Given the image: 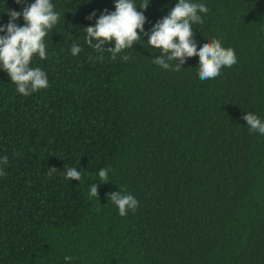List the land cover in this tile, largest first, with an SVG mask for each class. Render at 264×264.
<instances>
[{"label": "trees", "instance_id": "obj_1", "mask_svg": "<svg viewBox=\"0 0 264 264\" xmlns=\"http://www.w3.org/2000/svg\"><path fill=\"white\" fill-rule=\"evenodd\" d=\"M33 2L0 0V25ZM51 2L47 58L30 64L49 87L25 97L0 69V264H264V134L243 119L264 122V0H191L208 8L197 50L218 39L237 58L204 81L196 56L179 71L154 63L146 35L97 59L85 28L115 0ZM133 2H149V33L177 0ZM118 190L139 201L124 217L108 199Z\"/></svg>", "mask_w": 264, "mask_h": 264}, {"label": "clouds", "instance_id": "obj_2", "mask_svg": "<svg viewBox=\"0 0 264 264\" xmlns=\"http://www.w3.org/2000/svg\"><path fill=\"white\" fill-rule=\"evenodd\" d=\"M15 2L20 4L23 0ZM148 4L149 2L142 3L139 7L141 10H138L133 0H115L114 11L105 9L96 19L94 26L85 28L84 42L100 53L97 59H103V54L107 52L111 54V59L115 60L117 54L132 48L141 40L142 35H146L147 43L159 49L161 53L154 63L166 70L171 67L172 70L179 71L188 58L196 56L199 60L198 76L202 81L218 77L222 67H231L237 62L234 50L223 47L218 39L203 43L197 50V43L193 39V24L203 23L200 14L208 12L205 4L177 0L168 15L158 20L149 33H145L146 17L142 10L146 9ZM7 14L8 23L0 25V32L5 33L0 36V69L8 74L17 91L27 97L49 87L46 73L40 68L30 67V64L34 55H38L40 59L47 58L45 37L58 23L60 13L54 11L51 0H34L22 11L10 10ZM95 15L93 11L86 19L90 20ZM20 17L23 18V26H17L15 23ZM81 50L76 43L72 44V55L79 54ZM122 59L127 61L129 56L124 55ZM170 62L177 63L173 66ZM243 119L250 132L264 134V122L257 115L249 112ZM7 162V156L0 158V164ZM55 171L56 168H50L49 175ZM108 172V168L99 170L101 183L108 182ZM0 175L6 173L0 169ZM65 179L80 181L81 172L76 168H68ZM98 186L90 185V198L98 197ZM108 199L117 207L121 217L126 216L129 211H135L139 205L133 195L122 194L119 190L110 193ZM64 259L70 264L72 257L65 256Z\"/></svg>", "mask_w": 264, "mask_h": 264}]
</instances>
